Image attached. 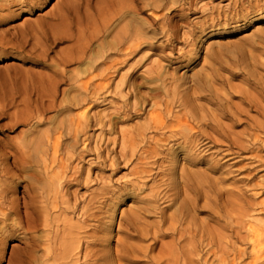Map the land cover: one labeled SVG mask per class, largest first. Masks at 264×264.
<instances>
[{
	"label": "bare ground",
	"instance_id": "bare-ground-1",
	"mask_svg": "<svg viewBox=\"0 0 264 264\" xmlns=\"http://www.w3.org/2000/svg\"><path fill=\"white\" fill-rule=\"evenodd\" d=\"M45 1L0 0L8 10L0 27L16 10L32 12ZM235 4L241 7L233 16L210 14L181 33L176 13L192 0H68L37 24L43 43L0 34V60L28 58L49 69L29 79V97L0 94V132L28 127L0 139V222L13 220L0 233L19 231L27 250L20 257L5 243L4 256L12 252L18 264H264V200L243 212L231 235L194 217L201 198L209 202L214 191L219 201L222 191L209 175L216 164L194 169L209 144L226 145L228 159L264 162V92L240 96L247 108L223 92L240 75L258 85L264 64L254 52L264 46V25L246 43L218 39L230 21L264 23V0ZM212 39L208 65L192 74ZM62 43L69 45L57 50ZM182 68L188 70L180 74ZM110 96L112 111L98 112ZM252 110L263 119H253ZM135 118L142 121L131 124ZM243 120L246 137L233 131ZM90 154L98 159L95 177L78 162ZM22 177L23 201L16 196ZM95 181L89 196L72 190ZM28 231L41 234L27 239Z\"/></svg>",
	"mask_w": 264,
	"mask_h": 264
},
{
	"label": "rangeland",
	"instance_id": "rangeland-1",
	"mask_svg": "<svg viewBox=\"0 0 264 264\" xmlns=\"http://www.w3.org/2000/svg\"><path fill=\"white\" fill-rule=\"evenodd\" d=\"M67 1L68 0H46L41 7L35 8L32 12L28 10L22 12L21 10H16L17 13H20L0 27V34H5L7 35L8 39L13 38L15 41L24 38L26 41L31 43L41 44L44 40V29L37 27V24L42 20H50V18L52 19L54 14L57 13L60 10V7L63 6ZM235 1L236 0H192L191 7L187 5L182 7L183 9L181 10V7L179 6V10H177L176 15L177 18H179L178 24L181 29V33L193 30L195 25L199 26V23L207 19L210 14H213V16L216 18L220 17L219 15L222 17L225 15L233 16L236 11L235 6H237ZM18 7L19 6L16 5L14 9ZM240 7L241 4L237 6V9H240ZM2 14L7 15L8 10L0 9V15ZM179 16L184 17L181 18ZM29 25H33L34 29H26L25 32L22 31V29L24 30L26 26ZM228 25L229 28H227V31L222 30L223 33L220 34L218 39H220L219 41H221L223 44L232 43L229 44L232 46L236 41H242L246 43L245 40L247 37L251 39L253 34L263 27L264 23L262 21H259L258 23L254 22L252 24L246 22L234 23L230 21V24ZM215 32H218V30H213V33ZM213 41L215 40H208L206 48L202 51V62L196 67V69L191 71L192 74L196 71L202 70L203 65H208V58L206 59V62H204L203 56L209 50V48L213 46ZM250 43H252V41ZM184 44L185 43L183 41L176 43L177 52L180 48L185 46ZM68 45L69 43H62L57 47V50L66 48ZM257 47L258 48L255 49L254 53L260 62L264 64V46L259 44ZM53 55L54 53L52 56ZM31 60L28 58H15L14 56H10L7 58V60H0V94L14 95L17 97L18 101L25 99V97H29L31 93V84L29 79L35 73L49 72L47 67L43 66L42 64H35ZM48 62L50 63L51 60ZM175 66L176 65L171 67V71ZM71 68L72 67H69L68 69ZM262 68L263 69L260 73L261 75L258 74L255 78L258 82L256 87L250 86V84L247 83L246 78L248 75L231 77L230 73L224 72V75L227 78L231 77L232 88L227 84L226 90L223 92L230 93L229 99L233 105H239L241 107L247 108V105L243 103V100L240 98V96H243V94H248V90H251L256 94L259 93V95L264 92V67ZM185 70L188 69L182 68L180 69L179 73L184 74ZM112 101L116 103V100L113 97H108L106 101H103V103L97 107V111L101 112L104 109H108L107 111L109 112L112 111V109H109L112 105ZM55 114L56 112H53L50 115L53 116ZM250 116L256 120L263 119V116L257 110H252L250 112ZM141 121V118H135L130 123L134 124L135 122ZM224 121L228 124L231 123L229 119H225ZM247 126V120H243L241 123L235 126L233 131L237 134H241L243 137H246V135H243L242 132H244ZM45 127L46 125L41 126L40 128L43 129ZM27 128L28 127L23 126L16 132H6L5 134L0 132V139H4L6 134L12 138H17L19 137L20 130ZM99 132L100 130H96V128L91 131L93 135H98ZM64 140L66 139L64 138ZM205 146L201 147V150H203ZM226 147V145H222L221 143L209 144L207 148L205 147L206 149H204L203 153H201L202 156L200 157L201 159L198 160V165L194 166V169L203 171L207 168V166L209 167V165L206 164L207 162L210 163V166L216 164L217 168L209 171V175L211 178V183L214 186L213 189L219 188L222 190L219 193V201L216 200L217 194L214 191L210 192L211 200L209 202H205L204 199L201 198L198 202V207L194 212V217L196 223L199 225H205L216 232H223L227 235H231L233 233V227L237 225L236 222L239 221V217H242L243 212L246 209L255 207V203L264 200V162L258 165L257 163L259 161L257 160L260 158L253 156H243L234 159H228V157H224V155H222ZM261 155H263L261 158L264 159V149L261 151ZM96 160H98L96 158V154L87 155L84 159L78 161L80 170L84 171L86 174L89 172L92 177H95V172L96 174L100 173L98 168H95ZM127 172V169H125L115 178L117 179L122 177L124 173ZM106 174L109 175V173ZM259 182H262L263 185L259 186ZM25 184L26 182L22 177L16 188V196L21 201L27 197V194L24 190ZM99 185L100 184L95 181L90 186H74L72 190L78 191L80 195L89 196L91 191L98 189ZM124 208H126V206ZM222 209L224 211H222ZM261 215L264 216L263 213H261ZM16 218L17 220L19 219L17 216H14V219ZM153 220H158V218L154 216L151 218V221ZM12 221L13 220L0 222V230H2L8 223H11ZM39 234L41 233L28 231L23 235L29 239L32 237V235ZM18 235L19 231H16L14 236H10L9 238L7 235L0 233V264H18V262H20L21 255L27 251L25 249L26 240L17 237ZM166 241H170L169 238H167ZM5 243H9L10 247L14 249V254L20 256L19 259L12 256V252L6 256L3 255ZM43 252L44 250H40V254H43ZM138 264L148 263L142 262Z\"/></svg>",
	"mask_w": 264,
	"mask_h": 264
}]
</instances>
